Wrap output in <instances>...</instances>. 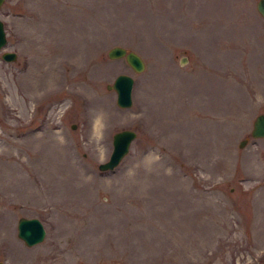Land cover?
<instances>
[{"label":"rangeland","instance_id":"obj_1","mask_svg":"<svg viewBox=\"0 0 264 264\" xmlns=\"http://www.w3.org/2000/svg\"><path fill=\"white\" fill-rule=\"evenodd\" d=\"M257 0H4L0 261L260 264L264 18ZM145 61L134 71L107 50ZM132 76V104L108 89ZM72 125H75L72 127ZM136 131L112 169V134ZM247 140L242 146L239 141ZM37 217L42 241L17 236Z\"/></svg>","mask_w":264,"mask_h":264},{"label":"water","instance_id":"obj_2","mask_svg":"<svg viewBox=\"0 0 264 264\" xmlns=\"http://www.w3.org/2000/svg\"><path fill=\"white\" fill-rule=\"evenodd\" d=\"M4 0H0V5ZM257 10L264 17V0H258L256 4ZM6 43V33L3 21L0 19V49ZM107 55L111 59L124 58L128 65L136 72H140L145 67V61L142 56L126 46L115 44L108 48ZM1 57L4 60H15L16 52L4 50L1 52ZM133 78L126 73H119L115 76L112 83L107 84L108 89H114L116 92V104L119 107H129L132 104L131 90ZM75 125H72L74 127ZM136 136V131L129 128H124L115 131L112 134V149L107 160L98 164L100 170L112 169L115 167L123 156L128 152L130 143ZM251 137H264V113H258L252 122L250 130ZM243 138L239 141V146H242L246 141ZM17 236L21 238L26 245H33L43 240L45 228L42 222L37 217L20 216L17 219ZM0 264H4L0 261ZM183 264H191L184 262ZM264 264V260L260 263Z\"/></svg>","mask_w":264,"mask_h":264},{"label":"flooded vegetation","instance_id":"obj_3","mask_svg":"<svg viewBox=\"0 0 264 264\" xmlns=\"http://www.w3.org/2000/svg\"><path fill=\"white\" fill-rule=\"evenodd\" d=\"M258 0L256 1V4H257ZM257 9V8H256ZM258 11V10H257ZM259 12V11H258ZM260 13V12H259ZM260 15L262 16V14L260 13ZM263 17V16H262ZM264 18V17H263ZM10 51H13V50H10ZM1 56V55H0ZM16 57H17V54H16Z\"/></svg>","mask_w":264,"mask_h":264}]
</instances>
